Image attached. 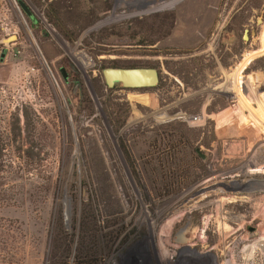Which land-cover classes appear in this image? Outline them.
Returning a JSON list of instances; mask_svg holds the SVG:
<instances>
[{
  "label": "rangeland",
  "instance_id": "374dc122",
  "mask_svg": "<svg viewBox=\"0 0 264 264\" xmlns=\"http://www.w3.org/2000/svg\"><path fill=\"white\" fill-rule=\"evenodd\" d=\"M22 1L0 0V264L260 245L264 0ZM106 67L159 81L109 87Z\"/></svg>",
  "mask_w": 264,
  "mask_h": 264
},
{
  "label": "bare ground",
  "instance_id": "6f19581e",
  "mask_svg": "<svg viewBox=\"0 0 264 264\" xmlns=\"http://www.w3.org/2000/svg\"><path fill=\"white\" fill-rule=\"evenodd\" d=\"M246 36H245V38H246ZM251 171L263 173L264 168L252 169ZM261 210H263V212H261V213L256 212V214L254 216V220L257 218H261L262 222H263L262 226L259 229V233L261 234V237L259 238L260 245H258V246H256L255 244L254 245L253 244L246 245L243 249L240 250V254L237 253L235 247H233V248L232 247H223L222 249H220V247L218 246L214 249L215 250L214 254L216 256V259L226 257L228 259V262H229V263H226L227 261H223L219 264H264V207L263 206H262ZM222 218L223 217L218 216L219 221ZM230 218L233 219V217L225 215V217L223 219H225V220L229 219L230 220ZM237 218H238L237 219L238 221H241V222L243 221L242 224L244 223L243 218H240V217H237ZM217 224H218V222H217ZM218 226H219V224H218ZM230 229H232V228H230ZM222 231H223V229H222ZM227 231H228V229H227ZM227 231L221 235L222 244L225 243L226 241L230 240V239H232L233 241L237 240L236 238L233 237L234 236L233 231H228V232ZM235 231H237V230H235ZM182 235L184 236V233H182ZM254 236L255 235L252 236L250 234L248 236H243V238L241 237L242 238L241 241L249 243L250 239H252V237H254ZM223 246H225V245H223ZM236 247H237V245H236ZM218 252H220V254H218Z\"/></svg>",
  "mask_w": 264,
  "mask_h": 264
},
{
  "label": "water",
  "instance_id": "95a60500",
  "mask_svg": "<svg viewBox=\"0 0 264 264\" xmlns=\"http://www.w3.org/2000/svg\"><path fill=\"white\" fill-rule=\"evenodd\" d=\"M18 2L24 12L31 16L26 4L22 0ZM12 38H15V35L6 38L5 42ZM102 74L109 87L115 82H119L124 87H152L159 81V71L156 67H106L102 70Z\"/></svg>",
  "mask_w": 264,
  "mask_h": 264
},
{
  "label": "trees",
  "instance_id": "16d2710c",
  "mask_svg": "<svg viewBox=\"0 0 264 264\" xmlns=\"http://www.w3.org/2000/svg\"><path fill=\"white\" fill-rule=\"evenodd\" d=\"M60 26V25H59ZM59 29L61 30V26L59 27ZM93 259H91L90 257L88 258L87 256H80L77 260V264H92Z\"/></svg>",
  "mask_w": 264,
  "mask_h": 264
},
{
  "label": "flooded vegetation",
  "instance_id": "af4514ba",
  "mask_svg": "<svg viewBox=\"0 0 264 264\" xmlns=\"http://www.w3.org/2000/svg\"><path fill=\"white\" fill-rule=\"evenodd\" d=\"M224 31H226V29H225ZM226 32H227V31H226ZM226 32H225V34H227ZM225 36H226V35H225ZM230 38H231V37H230ZM220 50H221V49H220ZM62 71H63L64 77H66V76H67V74H66V73H64L65 71H64V69H63V68H62Z\"/></svg>",
  "mask_w": 264,
  "mask_h": 264
}]
</instances>
